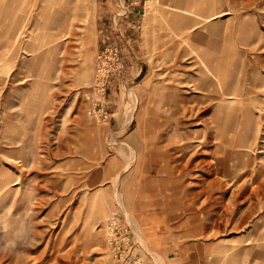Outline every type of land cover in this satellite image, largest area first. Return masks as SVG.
Instances as JSON below:
<instances>
[{"label": "rangeland", "instance_id": "374dc122", "mask_svg": "<svg viewBox=\"0 0 264 264\" xmlns=\"http://www.w3.org/2000/svg\"><path fill=\"white\" fill-rule=\"evenodd\" d=\"M103 2L0 0V264H264V0Z\"/></svg>", "mask_w": 264, "mask_h": 264}, {"label": "crops", "instance_id": "0c3cea01", "mask_svg": "<svg viewBox=\"0 0 264 264\" xmlns=\"http://www.w3.org/2000/svg\"><path fill=\"white\" fill-rule=\"evenodd\" d=\"M103 1L98 12L101 42H107L109 47L127 46L134 34L136 16H140L143 10L130 7L127 0Z\"/></svg>", "mask_w": 264, "mask_h": 264}, {"label": "built area", "instance_id": "2783aa9c", "mask_svg": "<svg viewBox=\"0 0 264 264\" xmlns=\"http://www.w3.org/2000/svg\"><path fill=\"white\" fill-rule=\"evenodd\" d=\"M128 1V5L130 6V7H138V8H140L141 10H143L144 9V7H145V5H146V2H147V0H127ZM126 9L124 8V11H125ZM108 52V50L106 49V50H104V52H103V54H106ZM112 54V51H110V52H108V54ZM109 54V55H110ZM113 54L114 55H117V50H115V51H113Z\"/></svg>", "mask_w": 264, "mask_h": 264}]
</instances>
